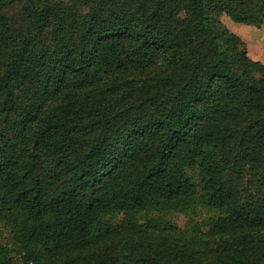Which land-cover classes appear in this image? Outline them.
Returning <instances> with one entry per match:
<instances>
[{
    "label": "trees",
    "instance_id": "1",
    "mask_svg": "<svg viewBox=\"0 0 264 264\" xmlns=\"http://www.w3.org/2000/svg\"><path fill=\"white\" fill-rule=\"evenodd\" d=\"M223 15L264 0H0V264H264V62Z\"/></svg>",
    "mask_w": 264,
    "mask_h": 264
},
{
    "label": "rangeland",
    "instance_id": "2",
    "mask_svg": "<svg viewBox=\"0 0 264 264\" xmlns=\"http://www.w3.org/2000/svg\"><path fill=\"white\" fill-rule=\"evenodd\" d=\"M223 22L245 41L249 55L255 59L264 62V22L260 27H255L230 19L227 15L222 16ZM179 226L184 227L188 222V217L183 214L171 213L167 215ZM0 234L7 241L9 234L5 227L0 226ZM22 256H19L21 264Z\"/></svg>",
    "mask_w": 264,
    "mask_h": 264
}]
</instances>
